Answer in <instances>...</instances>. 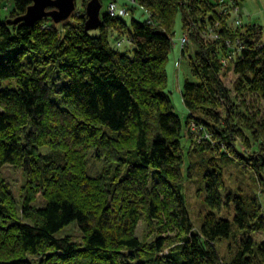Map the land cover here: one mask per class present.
<instances>
[{"label":"trees","instance_id":"trees-1","mask_svg":"<svg viewBox=\"0 0 264 264\" xmlns=\"http://www.w3.org/2000/svg\"><path fill=\"white\" fill-rule=\"evenodd\" d=\"M133 1L148 24L104 14L86 31L85 1L67 22L28 26L14 22L30 0H0V173L26 177L19 210L0 179V264H264V240L252 238L264 234L263 206L224 181L231 165L264 194V111L245 100L264 105L261 27L227 21L246 0ZM178 14L192 79L180 86L184 123L164 67ZM117 25L129 54L110 41ZM89 158L102 166L95 174ZM198 165L206 211L195 231L181 190ZM38 194L43 206L31 207ZM140 221L153 239L136 237ZM72 223L80 244L56 236ZM221 239L233 244L227 263L214 249ZM167 240L180 244L164 255Z\"/></svg>","mask_w":264,"mask_h":264},{"label":"rangeland","instance_id":"rangeland-1","mask_svg":"<svg viewBox=\"0 0 264 264\" xmlns=\"http://www.w3.org/2000/svg\"><path fill=\"white\" fill-rule=\"evenodd\" d=\"M85 5L89 0H76L75 7L77 8V12L73 15H78L83 12V7L81 5L84 3ZM101 8L99 10V16L101 18V15L107 14L111 18H115V14L111 15V9L112 5L110 6V3H113L115 7L118 8V10L124 11V13L120 17L123 22L127 25L130 24L131 20H137V21H146L147 24L149 22V19H147V13L148 12H142V9L138 7L136 3H134L133 0H98ZM124 2V4H123ZM110 6V7H109ZM231 7V6H229ZM8 10L10 7H7ZM85 12V8H84ZM230 14V19L234 21L235 25H255L261 27V39L264 41V0H246L243 4H241L238 8L231 7L228 11ZM71 15L66 21L72 19ZM74 17V16H73ZM238 19V21H236ZM182 24H183V18L181 14H178L175 20V26H174V35H173V49L172 52L169 54L167 61L165 62V70L167 75V91L170 93V100L173 107V111L181 118L182 123L187 120V110L184 108L182 98H181V92H180V86L184 83L185 80L191 81V77L189 75V68H188V62L185 58H180V40L181 36L187 35V32L182 31ZM219 22L214 23L212 27L207 28L208 31H211L208 35V39L215 38V30H217V26ZM57 25V24H55ZM211 26V25H210ZM123 27V25L121 26ZM119 25H117L115 28H112L109 30V36L111 37L110 41L112 42V45L114 43V47L117 48V50L120 53H130V46L128 44V40L126 36L123 34V29H121ZM213 31V32H212ZM186 42H187V37ZM206 38V37H205ZM116 40V41H115ZM116 45V46H115ZM123 45V46H122ZM184 45V44H183ZM191 43L189 44V46ZM222 82L224 86L230 91H234V82L236 80L235 75L232 73V71L225 70L223 73ZM62 82H60L61 84ZM235 93V92H233ZM246 102L251 103L249 107L254 108L258 111H264V105L262 102L258 99L252 98L251 96H245ZM253 139L250 138V142H252ZM186 144H189L188 142L184 144V149L186 153ZM244 148V147H242ZM243 150V149H241ZM42 152H48V148H42ZM88 168L90 169L91 174H95L97 171L102 168L101 164L96 163L93 158H89L88 160ZM200 165H198L196 168L191 171L190 180H188L184 186L182 187L181 194L183 196L184 205L189 213L192 225L195 228V231H197V227L200 224V216L205 213L206 208L204 207L202 203V198L200 195L196 192L199 183L197 182V179L199 178L200 174L204 171ZM203 170V171H202ZM185 169H182V173H184ZM202 171V172H201ZM0 179L4 181L10 191L12 192L13 198L16 201L17 209L19 210L20 207L23 204V199L25 196V182L26 177L25 175L19 170L15 169L9 166H5L0 173ZM224 181L227 188H234L237 189V191H245L240 194L244 195L245 193L252 194L253 196H257L259 199V202L263 206L262 215L264 218V194L260 193L259 186H252L251 180L247 177V174H239L233 166L229 165L225 169L224 173ZM233 192V190H232ZM225 193V192H223ZM43 200L40 197V194L36 195V199L34 198V201L31 202V207H37L40 208L43 206ZM223 215V214H222ZM25 221V220H24ZM232 228H235L233 225ZM236 229V228H235ZM69 235L71 237V240L74 243L80 244L82 235L75 226V224H71L70 226L64 228L59 233L56 234L57 237H63L64 235ZM136 237L139 240H151L153 239L154 235H151L150 232L147 229V226L145 222L140 221L137 225L136 231H135ZM252 238L255 240H264V234H254L252 235ZM169 244H165L162 252L164 255L168 253L169 250L173 249L175 246L179 245L180 243H172L171 240H167ZM214 249L220 260L224 263H227L229 258L232 256L234 248L233 244L230 241H227L226 239H221L215 242Z\"/></svg>","mask_w":264,"mask_h":264},{"label":"water","instance_id":"water-1","mask_svg":"<svg viewBox=\"0 0 264 264\" xmlns=\"http://www.w3.org/2000/svg\"><path fill=\"white\" fill-rule=\"evenodd\" d=\"M31 5L27 8L25 15L17 22H24L31 26L36 21L49 18L54 24L66 21L75 10L76 0H30ZM101 5L98 0H89L85 6L86 21L84 24L86 31H94L101 24L99 10Z\"/></svg>","mask_w":264,"mask_h":264},{"label":"built area","instance_id":"built-area-1","mask_svg":"<svg viewBox=\"0 0 264 264\" xmlns=\"http://www.w3.org/2000/svg\"><path fill=\"white\" fill-rule=\"evenodd\" d=\"M109 5L110 6L112 5V9H111V11H109V12H111V15H114V13H116V12L119 13V14H115L114 17L115 16H121L124 13V11L118 10V8L115 7V5H113V3H110ZM182 43H186V38L185 37L182 39Z\"/></svg>","mask_w":264,"mask_h":264}]
</instances>
